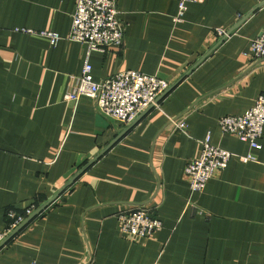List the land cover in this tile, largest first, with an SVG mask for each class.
<instances>
[{"label": "crops", "instance_id": "1", "mask_svg": "<svg viewBox=\"0 0 264 264\" xmlns=\"http://www.w3.org/2000/svg\"><path fill=\"white\" fill-rule=\"evenodd\" d=\"M76 2L0 0V234L9 210L56 197L0 249V264H264V133L255 149L218 124L264 93L252 51L264 0L193 2L182 20L179 0H117L124 43L90 52L93 75L170 82L131 125L94 98H65L88 48L44 32L68 34ZM209 136L235 155L192 194L185 170ZM140 205L164 223L148 237L122 231L119 214Z\"/></svg>", "mask_w": 264, "mask_h": 264}, {"label": "built area", "instance_id": "2", "mask_svg": "<svg viewBox=\"0 0 264 264\" xmlns=\"http://www.w3.org/2000/svg\"><path fill=\"white\" fill-rule=\"evenodd\" d=\"M204 0H179L177 20L188 10L193 2ZM126 28L120 18L117 0H77L72 16L69 33L44 32L52 44L62 39L85 44L88 53L81 75L76 85L66 94L69 102L78 103L80 98H94L100 111L115 121L131 125L151 107L159 108V98L169 89L170 82L152 74L136 70H119L112 76L97 80L92 73L93 65L90 52L105 51L120 47L124 43ZM221 37L228 38L232 33L216 30ZM255 60L264 59V28L252 41ZM174 129L186 131L187 121L183 117H169ZM220 129L225 133L237 135L248 141L255 149L262 148L260 139L264 133V93L260 94L252 108L244 115L223 116L218 120ZM203 150L198 158L191 160L186 167L192 194L202 192L208 181L219 171L224 170L234 153L211 143L210 136L202 141ZM243 159L247 160V158ZM52 203V202H51ZM48 205L39 215L44 214ZM40 207L32 205L24 212L14 209L8 212V224L0 234V244ZM122 231L134 236L148 237L164 227L162 220L154 218L146 205L137 206L119 214Z\"/></svg>", "mask_w": 264, "mask_h": 264}, {"label": "water", "instance_id": "3", "mask_svg": "<svg viewBox=\"0 0 264 264\" xmlns=\"http://www.w3.org/2000/svg\"><path fill=\"white\" fill-rule=\"evenodd\" d=\"M56 197L43 204L34 214H32L23 224H21L14 232H12L1 244L0 249L4 247L13 237H15L35 216L39 215Z\"/></svg>", "mask_w": 264, "mask_h": 264}]
</instances>
